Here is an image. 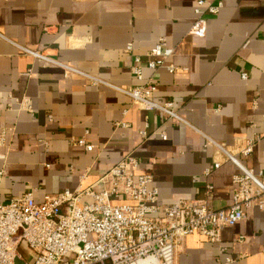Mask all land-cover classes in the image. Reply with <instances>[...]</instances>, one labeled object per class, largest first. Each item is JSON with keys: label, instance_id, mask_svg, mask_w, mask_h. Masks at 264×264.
<instances>
[{"label": "crops", "instance_id": "1", "mask_svg": "<svg viewBox=\"0 0 264 264\" xmlns=\"http://www.w3.org/2000/svg\"><path fill=\"white\" fill-rule=\"evenodd\" d=\"M222 1L198 36L191 33L196 0H0L1 199L34 190L40 201L89 187L133 156L136 174L153 175L161 203L204 198L210 183L212 205L228 207L239 169L204 134L264 169V0ZM161 38L174 48L168 63L177 69L144 67L143 74L157 84L153 98L173 100L189 124L17 46L129 88L141 83L135 57L146 59ZM82 136L92 150L74 144ZM215 161L221 166L206 176ZM175 264H264V211L249 208L218 242L188 235Z\"/></svg>", "mask_w": 264, "mask_h": 264}, {"label": "built area", "instance_id": "2", "mask_svg": "<svg viewBox=\"0 0 264 264\" xmlns=\"http://www.w3.org/2000/svg\"><path fill=\"white\" fill-rule=\"evenodd\" d=\"M222 6V0H196L191 33L205 36L206 15L217 14ZM17 46L25 53L62 65L67 75H80L90 83L111 86L145 110H156L189 124L173 100L159 102L153 98L157 84L151 78L145 79L143 74L144 67L152 70L167 67L170 72L176 71V66L168 63L174 48L164 38L151 48L146 59L135 57L133 73L141 83L129 88L61 63L39 50ZM243 77L247 74L243 73ZM140 133L146 136L148 131L143 129ZM161 134L167 137L164 132ZM204 136L207 146L215 147L225 161L239 169L233 175L235 188L228 207L212 205L210 195L214 186L210 183L204 198L161 203L153 175L136 174L134 168L138 162L133 156H127L100 177L96 183L100 188L94 184L79 186L75 191L65 189L46 194L40 201L34 190L6 201L0 197V264H17V261L22 264H140L144 260L150 264H175L188 235L199 233L211 241H220L222 229L239 223L249 208L264 211V169L255 171L224 143L207 134ZM74 144L93 149L84 136L75 139ZM252 150L253 141L248 140L240 153L247 156ZM221 164L215 161L205 170V175L209 176ZM84 196L90 200L82 202ZM23 243L28 254L21 250Z\"/></svg>", "mask_w": 264, "mask_h": 264}, {"label": "rangeland", "instance_id": "3", "mask_svg": "<svg viewBox=\"0 0 264 264\" xmlns=\"http://www.w3.org/2000/svg\"><path fill=\"white\" fill-rule=\"evenodd\" d=\"M23 246H22V251L23 252H25L26 254H28V249H27V246H26V244H22ZM17 264H22V262H20V261H17Z\"/></svg>", "mask_w": 264, "mask_h": 264}, {"label": "bare ground", "instance_id": "4", "mask_svg": "<svg viewBox=\"0 0 264 264\" xmlns=\"http://www.w3.org/2000/svg\"><path fill=\"white\" fill-rule=\"evenodd\" d=\"M140 264H150V263H149V260H144V261H141Z\"/></svg>", "mask_w": 264, "mask_h": 264}]
</instances>
